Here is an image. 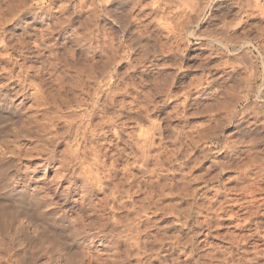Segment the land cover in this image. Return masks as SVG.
<instances>
[{
  "label": "rangeland",
  "instance_id": "1",
  "mask_svg": "<svg viewBox=\"0 0 264 264\" xmlns=\"http://www.w3.org/2000/svg\"><path fill=\"white\" fill-rule=\"evenodd\" d=\"M0 53L25 63L44 85L47 104L27 99L22 104L27 118L34 125L50 119L63 133L65 119H86L90 109L91 125L79 137V152L92 163L100 156L93 166L103 185L128 184L116 185L126 196L121 193V205L112 208L105 198L110 191L85 185L62 167L72 140L55 147L37 136L26 140L16 165L6 167L10 181L18 173L30 189L43 184L42 194L65 207L82 232L87 230L81 239L86 252H78L68 232L51 227L44 232L55 237L44 235L49 243L44 247L71 253L81 264H264V0H0ZM1 54L0 64L17 74L18 65L7 66ZM0 114V130L9 129L14 118ZM101 166L110 167L99 171ZM56 172L67 174V180L58 184ZM68 180L74 188L67 198ZM85 186L92 188L89 193L94 190L92 207L80 196ZM192 207H199L196 218L211 221L191 240L195 219L185 224ZM3 217L7 224L9 214ZM255 228L258 233L250 237ZM243 236H249L244 245ZM32 242L22 245V264L72 260L69 255L58 259V250L54 257L40 241ZM2 245L0 264H17L11 248ZM152 248L163 252L160 259L150 258Z\"/></svg>",
  "mask_w": 264,
  "mask_h": 264
},
{
  "label": "bare ground",
  "instance_id": "2",
  "mask_svg": "<svg viewBox=\"0 0 264 264\" xmlns=\"http://www.w3.org/2000/svg\"><path fill=\"white\" fill-rule=\"evenodd\" d=\"M25 1V0H24ZM32 1V0H31ZM200 1V0H199ZM18 3V2H17ZM24 4V3H23ZM10 6V5H9ZM201 7V6H200ZM5 9V8H4ZM8 9H10V8H8ZM23 9V8H22ZM33 13V12H32ZM23 14V13H22ZM6 15V14H5ZM7 18V17H6ZM187 32V31H186ZM36 36V35H35ZM40 43V42H39ZM45 49V48H44ZM4 52V51H3ZM5 52H7V51H5ZM1 54V53H0ZM2 55V58H3V62H5L6 64H7V66H8V64H10V65H13V66H15V65H18V68H16V69H18L16 72H17V74L15 73V74H13V72H12V70H10V67L8 66V68H6V67H3L1 64V68H0V80H4V82H1L0 81V113H6V114H9L10 116H12L14 119H13V123L11 124L12 126L14 125V127H10L9 129L7 128V129H3V130H0V183H1V188H0V202H2V206H0L1 208H0V242H1V244H3L4 246L6 245V247L7 246H9L10 248H11V250H12V253L9 255L10 256V258L11 259H13L14 260V262L15 263H17V264H22V261H24L23 259V255H24V257H26L25 256V254H26V248L24 249V248H22L23 246L22 245H24V242L25 243H27V244H31V242H32V240L33 239H36L37 240V242L38 241H40L41 242V247L43 246L44 247V244H47L46 242H45V238L43 239V237H44V235H47V233H45L44 231H46V230H49V228L48 227H51L52 229L54 228L55 230H59V231H61V233L63 232V231H66V232H68V237L70 238V240H71V244L72 245H74L77 249H78V252H79V250H81V251H84V252H86L85 251V247H86V245H84V243L81 241V239H82V236L84 237V235H83V233L85 232V231H87V230H85L84 232H82V230H80L79 229V227H78V221H77V219L76 218H70L69 217V215H68V213H67V210H66V208L65 207H62L61 205H59V203L58 202H51V200H52V198L50 199L49 198V195H43L42 193H43V187H42V185L40 186H35L33 189H30V187H28V184H25V178H24V180H21V178H22V174H21V176H20V174H18V173H16L15 175H14V177L11 179V181H10V178L8 177V173H7V169H6V167L8 166V165H10L11 166V164H13L14 162H15V160L17 159V158H19V155L18 154H21L20 152H22L21 151V148H22V145L26 142V140H29L31 137H34L35 136V138H36V136H37V138L39 139V140H42V141H44L45 143H48V144H52L53 146H54V144H57L58 142H60L61 140H64V139H68L67 141L66 140H64L65 142H68V141H70V140H72L73 142H68V145L67 146H70L71 147V145H74V147H75V149H74V147H73V150H72V152H71V154L70 155H68V154H65L64 155V157H62L63 158V162L61 163V164H63L62 165V167H64V169L66 170V171H69L70 173H71V177L73 178V177H81L82 179H84L85 180V182H86V184L85 185H88V186H90L91 187V185H92V188H93V185H95V186H97L98 188H100V190L102 189V190H104V192H102V193H104V194H106L105 193V191L107 192V190L108 191H110L109 193H107L106 194V196H105V198H107V200L109 201V203L112 205V208H115L116 207V205L118 204V202H119V200L122 198L121 196H123V195H125V194H123L124 192V190H122V189H119V188H122L121 186L119 187V184L120 185H122V184H125V183H120V182H116V183H119L117 186L119 187H117L116 185H115V183H114V185H111V184H109L108 183V185L106 184V185H103V183H104V181H103V178L101 177V175L99 174L100 172H98V170L96 169V167H94L93 165L95 164V163H98V162H95L96 160H98L99 159V157H98V159L96 158L95 160H94V164L92 163V162H90L89 161V159H87V157H89V156H87V155H85V154H83V155H81V153L82 152H79V150H78V143H79V137L80 136H82L81 134L84 132V130H86V129H88L89 128V125H91V122H90V118H91V112H90V109H87V111H88V114L86 115L87 116V118L86 119H84V118H82V117H80L81 119H76V117H74V118H72V117H70V118H72V119H70L69 117L67 118V120L65 119L64 120V123H65V121H67V128H66V130L63 132V133H61L60 131H59V129L57 128V126H56V124H54V123H49V121H50V119L49 120H47V121H45V122H42V123H39V124H37L36 123V125H34L33 123H32V120L31 119H29V118H27V115H26V112H25V109H24V107H23V105L22 104H24V102H26V100L27 99H30L31 97H33L34 99H35V101L37 102H39L40 103V105L42 104V105H46L47 104V94H46V91H45V89H44V85H42L43 83H42V81L40 82V81H37V79L36 78H34V77H31V75H30V73H29V71H28V69H27V67L25 66V63L23 64V63H19L18 61H16L15 59H13V60H11V56L9 55V54H7V53H2L1 54ZM7 56H9V57H7ZM13 57V56H12ZM8 58V59H7ZM27 60V59H26ZM4 66H5V64H3ZM52 66H53V64H52ZM16 67V66H15ZM7 69H9V70H7ZM14 71V70H13ZM15 72V71H14ZM3 74H8V77H5V75H3ZM89 75V74H88ZM59 77V76H58ZM104 79V78H103ZM52 81V80H51ZM54 81V80H53ZM248 81V80H247ZM46 83H48V82H46ZM57 83V82H56ZM54 86V85H53ZM248 88V87H247ZM94 89V88H93ZM92 89V90H93ZM240 89V88H239ZM238 89V90H239ZM66 100V99H65ZM37 102V103H38ZM36 103V104H37ZM38 103V104H39ZM22 105V106H21ZM228 105V104H227ZM87 106V105H86ZM91 106V105H90ZM89 106V107H90ZM76 107V106H75ZM229 108V107H228ZM57 109V108H56ZM67 109V108H66ZM27 110V109H26ZM60 110V109H59ZM257 111V110H256ZM37 112V111H36ZM4 114H3V117H4ZM5 114V115H6ZM50 114V113H49ZM54 114H57L56 112H54ZM62 114V113H61ZM68 114V113H67ZM71 114V112L69 113V115ZM77 114V113H76ZM8 115V116H9ZM73 115V114H72ZM52 116V115H51ZM55 116V115H54ZM61 116H63V115H61ZM60 116V117H61ZM71 116V115H70ZM80 116V115H79ZM78 116V117H79ZM82 116V115H81ZM1 117H2V115L0 114V119H1ZM7 117V116H6ZM29 117V116H28ZM41 117V116H40ZM45 117H47V116H45ZM49 118H50V116H48ZM65 117V116H64ZM66 118V117H65ZM11 119V118H10ZM40 119V118H39ZM46 119H48V118H46ZM44 120V119H43ZM41 121V120H40ZM39 121V122H40ZM33 122L35 123L36 121H34V119H33ZM1 123V122H0ZM66 124V123H65ZM36 128H35V127ZM91 127V126H90ZM146 129V128H145ZM143 132V131H142ZM91 134V133H90ZM148 134V133H147ZM84 135V134H83ZM205 136V135H204ZM36 138V139H37ZM101 138V137H100ZM201 139V138H200ZM144 141V140H143ZM89 142V141H88ZM223 142V141H222ZM145 143V142H144ZM148 143V142H147ZM220 143V142H219ZM257 143V142H256ZM61 144V143H60ZM66 144V143H65ZM64 144V145H65ZM88 144V143H87ZM90 144V143H89ZM146 144V143H145ZM59 145V144H58ZM83 145V144H82ZM56 146V145H55ZM54 146V147H55ZM88 146V145H87ZM153 146V145H152ZM230 146V145H229ZM51 147V146H50ZM66 149H67V147H65ZM149 148V147H148ZM35 150V149H34ZM54 150V149H53ZM56 150V149H55ZM61 150V149H60ZM68 150V149H67ZM113 150V149H112ZM257 150V149H256ZM20 151V152H19ZM24 151V150H23ZM26 151V150H25ZM42 151V150H41ZM86 151V150H85ZM63 152V151H62ZM106 152V151H105ZM208 152V151H207ZM18 153V154H17ZM53 153V152H52ZM66 153V152H65ZM114 153H116V152H114ZM146 153V152H145ZM24 154V153H23ZM88 154V153H87ZM92 154V153H91ZM94 154V153H93ZM109 154V153H108ZM113 154V153H112ZM155 154V153H154ZM17 155V156H16ZM28 155V154H27ZM56 155V154H55ZM89 155V154H88ZM97 154L95 153L94 154V156H96ZM169 155V154H168ZM21 156V155H20ZM50 156V155H49ZM61 156V155H60ZM145 156V155H144ZM17 157V158H16ZM97 157V156H96ZM206 157V156H205ZM52 158V157H51ZM54 158V157H53ZM57 158V157H56ZM55 158V159H56ZM168 158V157H167ZM93 159V158H92ZM111 159V158H110ZM146 159H148V158H146ZM18 160V159H17ZM16 160V161H17ZM44 161V160H43ZM48 161H49V163H52V162H54V160H52V159H49V160H47V163H48ZM93 161V160H92ZM100 161H103V160H99V162ZM146 161V160H145ZM148 161V160H147ZM166 161V160H165ZM18 162V161H17ZM87 162H90V165L88 164L87 165ZM116 162V161H115ZM102 162H100V164H101ZM195 163V162H194ZM15 164V163H14ZM13 164V166H15ZM47 165V164H46ZM59 165V164H58ZM112 165V164H111ZM18 166V165H17ZM99 167H100V165H98ZM97 166V168L99 169V167ZM103 166H104V164H103ZM103 166H101V168H100V170L99 171H101L102 170V167ZM105 166H107L106 164H105ZM47 167V166H46ZM110 167V166H109ZM109 167H107V168H109ZM113 166H111V168H112ZM116 167V166H115ZM126 167H127V165H126ZM186 167V166H185ZM239 167V166H238ZM244 167V166H243ZM104 168V167H103ZM107 168H105V169H107ZM110 168V169H111ZM118 168V167H117ZM128 168V167H127ZM168 168V167H167ZM247 168V167H246ZM245 168V169H246ZM9 169V168H8ZM104 169V170H105ZM104 170H102V171H104ZM2 171V172H1ZM46 171V170H45ZM126 171V170H125ZM20 172V171H19ZM108 172H109V169H108ZM131 172V171H130ZM147 172V171H146ZM23 173V172H22ZM57 173V172H56ZM59 173H61V171H59ZM59 173H57V175H59ZM151 173V172H150ZM109 174H110V172H109ZM155 174V173H154ZM67 175V174H66ZM66 175L65 174H60L59 176H57V178H58V180L56 179V181H57V183L59 182H62L63 180H67V178H66ZM69 175V174H68ZM106 175V174H105ZM133 175V174H132ZM113 176H114V174H113ZM112 176V177H113ZM125 176H127V175H125ZM181 176H182V174H181ZM258 176V175H257ZM21 177V178H20ZM114 178V177H113ZM112 178V179H113ZM133 178V177H132ZM211 178H213V177H211ZM237 178V177H236ZM111 179V178H110ZM109 179V180H110ZM150 179V178H149ZM187 179V178H186ZM126 180V179H125ZM129 180V179H128ZM132 180V179H131ZM185 180V179H184ZM69 182V185L67 186V189H66V191H65V197H70L71 196V188L73 189L74 188V182L72 181V180H68ZM123 181V180H122ZM165 181V180H164ZM193 181H194V179H193ZM48 182H49V180H48ZM66 182V181H65ZM105 182H106V180H105ZM108 182H112V180L111 181H108ZM125 182V181H124ZM130 181H128V183H129ZM56 183V182H55ZM56 183V184H57ZM58 183V184H59ZM132 183V182H131ZM130 183V184H131ZM31 184V183H30ZM55 184V185H56ZM64 184V183H63ZM155 184V183H154ZM77 185V184H76ZM126 185V184H125ZM128 185V184H127ZM126 185V186H127ZM180 185V184H179ZM44 186V185H43ZM46 186V185H45ZM65 186V185H64ZM84 186V185H83ZM88 186H85L86 188L88 187ZM94 186V187H95ZM123 186V185H122ZM139 186V185H138ZM162 187H163V185H161ZM195 186V185H194ZM132 187V186H131ZM166 187V186H165ZM176 187V186H175ZM180 187V186H179ZM91 188V189H92ZM96 188V187H95ZM57 188H55V190H56ZM88 189L89 188H87V189H85V191H83V193H81V197H86V198H88L87 200H89V204L91 205V207H92V197H90L92 194H90L92 191H94V190H92L90 193H89V191L91 190H89L88 191ZM163 189V188H162ZM161 189V190H162ZM178 189V188H177ZM186 189V188H185ZM194 189V188H193ZM58 190H60V189H58ZM83 190V189H82ZM120 190L123 192H121L120 193ZM176 190V189H175ZM188 190V189H187ZM163 191V190H162ZM260 191V190H259ZM82 192V191H81ZM166 192V191H165ZM237 192V191H236ZM79 193V192H78ZM129 193V192H128ZM169 193V192H168ZM64 194V193H63ZM189 194V193H188ZM168 195V194H167ZM202 195V194H201ZM262 195V194H261ZM126 196V195H125ZM125 196H123V198L125 197ZM191 197V196H190ZM74 198V197H73ZM76 198V197H75ZM84 199V198H83ZM101 200H103L104 199V197L103 198H100ZM141 199V198H140ZM139 199V200H140ZM214 199V198H213ZM80 200V199H79ZM101 200H99L100 201V203H101ZM105 200V199H104ZM107 200H105V201H107ZM156 200H157V198H156ZM99 201H97V203L99 202ZM150 201V200H149ZM159 201V200H158ZM161 201V200H160ZM220 201V200H219ZM230 201V200H229ZM86 202V201H85ZM104 202V201H103ZM3 203H6V205H7V203H8V205L11 207V209L9 210V209H5V205H3ZM97 203H95V204H97ZM99 203V204H100ZM108 203V202H107ZM121 203V202H120ZM125 203V202H124ZM129 203V202H128ZM145 203V202H144ZM106 204V203H105ZM105 204H102V206L101 205H99V206H101V207H103L104 208V206H105ZM123 204V203H122ZM148 204H150V203H148ZM152 204V203H151ZM150 204V205H151ZM160 204V203H159ZM184 204V203H183ZM225 204V203H224ZM104 205V206H103ZM106 205H108V204H106ZM118 205H121V204H118ZM135 205V204H134ZM140 205H142V204H140ZM170 205V204H169ZM214 205V204H213ZM5 206V207H4ZM97 206V205H96ZM109 206V205H108ZM144 206V205H143ZM153 205H151V206H149V207H152ZM210 206V205H209ZM218 206L220 207V205L218 204ZM8 207V206H7ZM6 207V208H7ZM95 207V206H94ZM98 207V206H97ZM96 207V208H97ZM119 207V206H118ZM117 207V208H118ZM124 207H126V206H124ZM128 207V206H127ZM129 207H130V205H129ZM149 207H147V210H148V208ZM187 207V206H186ZM194 207H196V206H194ZM9 208V207H8ZM103 208H101V209H103ZM146 208V207H145ZM145 208H143V209H145ZM193 208V207H192ZM199 208V207H198ZM198 208H193L194 210L193 211H191V212H189V215L186 213V215H188V217L184 214V216H186V218H187V221H186V224L185 225H188L187 223H188V221H191L190 220V218H194L195 219V224L192 226H190L189 228H190V231H188V229H187V231H188V233H189V235H191L192 233V235L190 236L191 238V240L192 239H195V237H196V235H197V233L200 231L198 228H200L201 226H202V224H205V227H208V225L210 224V221H211V219H209V218H205V219H203V220H201L200 218H196L195 216H198L199 215V213H200V210L198 209ZM221 208H223L222 206H221ZM93 209H95V208H93ZM152 209V208H151ZM159 209V208H158ZM163 209V208H162ZM215 209V208H214ZM217 209L219 210V208L217 207ZM97 210V209H96ZM96 210H94V213H95V211ZM99 210V209H98ZM97 210V211H98ZM104 210V209H103ZM102 210V211H103ZM106 210H107V208H106ZM140 210H141V208H140ZM150 210V209H149ZM202 210V209H201ZM223 210V209H222ZM96 211V212H97ZM99 211H101V210H99ZM135 211V210H134ZM152 211H153V209H152ZM152 211H150L151 213H152ZM214 211H216V210H214ZM220 211V210H219ZM105 212V211H104ZM138 212H139V210H138ZM144 211L142 210V212H140L141 213V216H143V215H145L144 213H143ZM149 212V211H148ZM185 212H187V210L185 211ZM217 212V211H216ZM136 213V212H135ZM142 213H143V215H142ZM147 213V212H146ZM150 213V214H151ZM9 214V216H10V219L7 221V224L5 223V222H3L2 220H4L5 218L4 217H6V215H8ZM127 214V213H126ZM138 214V213H137ZM155 214V213H154ZM201 214H202V212H201ZM212 214V213H211ZM226 214V213H225ZM234 214V213H233ZM247 214V213H246ZM101 215H102V213H101ZM106 215V214H105ZM148 215H149V213H148ZM231 215V214H230ZM4 216V217H3ZM136 215H134V218H136L135 217ZM140 216V215H139ZM1 217H3L4 219H1ZM100 217V216H99ZM106 217V216H105ZM119 217V216H118ZM145 217H147V219H148V216H145ZM199 217V216H198ZM79 218V217H78ZM100 218H102V217H100ZM106 218H108V217H106ZM114 218V217H113ZM134 218H133V221H135L134 220ZM142 218V217H141ZM150 218V217H149ZM232 218V217H231ZM146 219V218H145ZM193 219V220H194ZM215 219H217V218H215ZM220 219V218H219ZM219 219H217L216 221H218ZM7 220V219H6ZM80 220V219H79ZM82 220V219H81ZM80 220V221H81ZM99 220V219H98ZM110 220H112L111 218H110ZM109 220V221H110ZM138 220V219H137ZM141 220V219H140ZM143 220V219H142ZM251 220V219H250ZM80 221H79V224H80ZM86 221V220H85ZM105 221V220H104ZM122 221V220H121ZM120 221V222H121ZM145 221V220H144ZM148 221H150V219L148 220ZM252 221V220H251ZM251 221H249V219L248 220H245V223L243 224V226H247L248 224H250V222ZM106 222H108V221H106ZM113 222V221H112ZM112 222H109V223H111L112 224ZM194 222V221H193ZM232 222V221H231ZM258 222V221H257ZM3 223H5V224H3V226H1ZM105 223V222H104ZM114 223V222H113ZM139 223V222H138ZM147 223V222H146ZM146 223H144L143 222V224H146ZM218 223H220V222H218ZM85 224V223H84ZM90 224V223H89ZM100 224V223H99ZM114 224H116V223H114ZM113 224V225H114ZM119 224V223H118ZM124 224H125V222H124ZM134 224H135V222H134ZM137 224V223H136ZM140 224V223H139ZM139 224H137V225H139ZM142 224V225H143ZM151 224V223H150ZM149 224V225H150ZM155 224V223H154ZM191 224V223H190ZM240 224V223H239ZM86 225V224H85ZM84 225V226H85ZM98 225V224H97ZM113 225H111V226H113ZM117 225V224H116ZM147 225V224H146ZM218 225V224H217ZM80 226V225H79ZM95 226V225H94ZM93 226V227H94ZM102 226V225H101ZM118 226V225H117ZM117 226H116V228H117ZM140 226V225H139ZM138 226V227H139ZM145 226V225H144ZM143 226V227H144ZM204 226V225H203ZM213 226V225H212ZM46 227H47V229H46ZM89 227V226H88ZM106 227V226H105ZM110 227V226H109ZM114 227V226H113ZM120 227H122V225L120 226ZM188 227V226H187ZM242 227V226H241ZM259 227H260V225H259ZM80 228H81V226H80ZM83 228V227H82ZM101 228V227H100ZM202 229L204 228V227H201ZM216 228V227H215ZM52 229L51 230H49V231H52ZM53 229V230H54ZM106 229V228H105ZM111 229H113V228H111ZM210 229V228H209ZM254 229V228H253ZM252 229V230H253ZM103 230V229H102ZM107 230H109V229H107ZM106 230V231H107ZM117 230V229H116ZM129 230V232H130V234L131 233H133V230H132V228H127L126 229V231H128ZM142 230H146V228H142ZM197 230H199V231H197ZM211 230V229H210ZM251 230V231H252ZM256 230V231H255ZM255 230H254V232H250V237L252 236L253 237V235H255V233L257 232V229L255 228ZM49 231H47V232H49ZM106 231H104L103 230V232H106ZM112 231V230H111ZM115 230H113V232H114ZM122 231H123V229H122ZM124 231H125V229H124ZM125 231V233L127 234V232ZM192 232V233H191ZM201 232V231H200ZM199 232V233H200ZM45 233V234H44ZM52 232H50V234H51ZM60 233V232H59ZM63 233H65V232H63ZM198 233V234H199ZM206 233H208V232H206ZM258 233V232H257ZM49 233H48V235H50ZM56 234V233H55ZM54 234V235H55ZM58 234V233H57ZM67 234V233H66ZM87 233H85V235H86ZM129 234V235H130ZM136 234V233H135ZM154 234V233H153ZM47 235V236H48ZM52 236H54L53 235V233L51 234ZM63 235V234H62ZM128 235V234H127ZM132 235H134V234H132ZM131 235V236H132ZM207 235V234H206ZM244 235V234H243ZM245 235H247V234H245ZM136 236V235H135ZM248 236V237H249ZM48 237H50V236H48ZM48 237H46L47 239H48ZM55 237V236H54ZM105 237V236H104ZM137 237V236H136ZM147 237V236H146ZM158 237V236H157ZM247 237V236H246ZM246 237H242L240 240H241V244H245V242H246V240L248 239V237L246 238ZM52 238V237H51ZM159 238V237H158ZM237 238V237H236ZM53 240H54V238H52ZM57 239V238H56ZM233 239V238H232ZM50 239H48L47 240V242L49 241ZM52 240V241H53ZM86 240V239H85ZM125 240V239H124ZM129 240L131 241H133V239L131 238H129ZM199 240V239H198ZM231 240V239H230ZM238 240V239H237ZM42 241H44V242H42ZM55 241H57V240H55ZM140 241V240H139ZM150 241V240H149ZM159 241V240H158ZM163 241V240H162ZM205 241V240H204ZM239 241V240H238ZM249 241V240H248ZM247 241V242H248ZM99 243H98V245L100 246V247H102V250H105V249H107V244H105L104 243V241L103 240H99L98 241ZM116 242V241H115ZM134 242H136V239L134 240ZM164 242V241H163ZM188 242H189V240H188ZM190 242H192V241H190ZM233 242V241H232ZM237 241H235V243H236ZM34 242H32V244H33ZM36 243V242H35ZM51 243H53V242H51ZM51 243H50V245H51ZM55 243V242H54ZM159 243H161L162 244V242H159ZM158 243V244H159ZM26 244V245H27ZM40 244V243H39ZM49 244V243H48ZM47 244V245H48ZM161 244H159V246L161 245ZM164 244V243H163ZM168 244V243H167ZM167 244H165V245H167ZM169 244H172V243H169ZM168 244V245H169ZM188 244V243H187ZM234 244V243H233ZM243 244V245H244ZM254 244V243H253ZM258 244V243H257ZM3 245H2V247H3ZM25 245V246H26ZM54 245V244H53ZM52 245V246H53ZM116 245V244H115ZM135 245H136V243H135ZM236 245V244H235ZM242 245V246H243ZM255 245V244H254ZM28 246V245H27ZM36 246V245H35ZM39 247H40V245H38ZM49 246V245H48ZM48 246H45L46 247V249L48 250V251H52V254H53V251H54V253L57 251V252H59V249H57V250H55V247L54 248H51V247H48ZM158 246V247H159ZM192 246H194V245H192ZM237 246V245H236ZM240 246V245H239ZM30 247H34V246H32V245H30ZM42 247V248H43ZM44 247V248H45ZM114 247V246H113ZM141 247V246H140ZM140 247H139V249H140ZM155 247V246H154ZM157 247V248H158ZM164 247V246H163ZM169 247H170V245H169ZM168 247V248H169ZM188 247H190V246H188ZM9 248V249H10ZM36 248H38L37 246H36ZM131 248V247H130ZM138 248V247H137ZM165 248H167V247H165ZM234 248V247H233ZM1 249V248H0ZM35 249V248H34ZM39 249V248H38ZM87 249V248H86ZM145 249V248H144ZM153 249V248H152ZM150 250L151 252L149 253V256H151L150 258H152V259H157V258H161V255L163 254V252L161 253V255H160V253H159V251H161V250H159V251H157V252H155V248L153 249V250ZM159 249V248H158ZM196 249V248H195ZM41 249H39V251H40ZM44 249H42V251H43ZM101 250V251H102ZM142 250V249H141ZM149 250V249H148ZM163 250V249H162ZM187 250V249H186ZM194 250V249H193ZM192 250V251H193ZM245 250V249H244ZM35 251V253L38 251H36V249L34 250ZM38 251V252H39ZM47 251V252H48ZM63 251V250H62ZM133 251H134V249H133ZM139 251V250H138ZM230 251H232V250H230ZM88 252V251H87ZM89 252H91V251H89ZM88 252V253H89ZM233 252V251H232ZM232 252H229V253H232ZM241 252V251H240ZM244 252V251H243ZM8 253V252H7ZM34 253V252H33ZM51 253V252H50ZM50 253L48 252V254L50 255ZM108 253V252H107ZM189 253V252H188ZM242 253V252H241ZM246 253V252H245ZM28 254V253H27ZM31 254V253H30ZM37 254V253H36ZM39 254V253H38ZM56 254V253H55ZM55 254H53L54 255V257H55ZM59 254V257H58V259L59 258H63L64 257V260H65V256L66 255H71V253H68V252H65L64 253V251L63 252H59L58 253ZM127 254V253H126ZM73 256L75 255V254H72ZM90 255V254H89ZM91 255H92V253H91ZM112 255V254H111ZM164 255H165V253H164ZM230 255V254H229ZM253 255V254H252ZM76 256V255H75ZM77 256H78V253H77ZM190 257L192 256V254H190L189 255ZM231 256V255H230ZM72 256H70V257H67V260L68 259H70ZM94 257V256H93ZM166 257V256H165ZM164 256H163V258H165ZM226 257V259L224 260V261H228V262H230L231 263V261H230V259H231V257H227V256H225ZM57 258V257H56ZM74 258V257H73ZM73 258H71L72 260H70V262H69V264H81V259L79 260V259H73ZM79 258V257H78ZM162 258V259H163ZM219 258V257H218ZM230 258V259H229ZM234 257H232V259H233ZM110 259V258H109ZM162 259H161V261H162ZM224 259V258H223ZM222 259V260H223ZM236 259V258H235ZM241 259H244V258H241ZM246 259H249V257L247 258L246 257ZM246 259H244V260H246ZM251 259H253V257L252 258H250V260ZM33 260V259H32ZM62 260V259H61ZM101 260V259H100ZM146 260V259H145ZM165 260H166V258H165ZM195 260V259H194ZM258 260V259H257ZM147 261V260H146ZM168 261V260H167ZM202 261V260H201ZM239 261V260H238ZM243 261V260H242ZM253 261V260H252ZM67 262V261H66ZM148 262V261H147ZM146 262V263H147ZM203 263H204V261H202ZM244 262V264H247L246 263V261H243ZM255 262V261H254ZM24 263V262H23ZM59 263V262H58ZM68 263V262H67ZM66 263V264H67ZM141 263H143V262H141ZM193 263V262H192ZM202 263V264H203ZM217 263V262H216ZM224 263H226V262H224ZM240 263H241V260H240ZM118 264V263H117ZM144 264V263H143ZM148 264H151V262L150 263H148ZM195 264V263H194ZM196 264H199L198 262H196ZM204 264H208V263H204ZM209 264H211V263H209ZM214 264V263H213ZM221 264H223V262L221 263ZM233 264H236V261H234V263ZM238 264H239V262H238ZM253 264V263H252Z\"/></svg>",
  "mask_w": 264,
  "mask_h": 264
}]
</instances>
